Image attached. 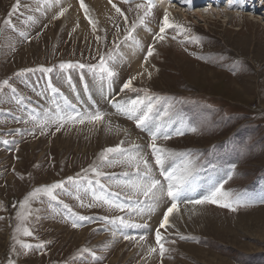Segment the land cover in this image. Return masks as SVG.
<instances>
[{"label":"rangeland","instance_id":"374dc122","mask_svg":"<svg viewBox=\"0 0 264 264\" xmlns=\"http://www.w3.org/2000/svg\"><path fill=\"white\" fill-rule=\"evenodd\" d=\"M155 1L152 16L133 32L136 43L125 40L126 29L137 18L135 5L147 0H84L87 16L81 0H48L47 4L20 0L11 17L16 0H0V83L9 81L0 89V264L9 260L15 264H264V202H260L264 200V0H233L232 4L228 0H169L176 8L168 11L171 21L187 31L167 29L162 42L154 37L165 10ZM113 4L127 17V24ZM61 8L67 11L57 17ZM7 18L11 27L3 23ZM89 19L97 22L95 33ZM185 36L193 39L185 40ZM149 46L154 52L145 60ZM109 51L117 57L110 65L117 73L114 77H102L87 67L98 64ZM68 62L85 67H59ZM44 68L52 71L44 72ZM131 77H136L132 82L136 91H121ZM157 96L161 99L155 102L148 128L128 118L124 109L133 101L147 103ZM57 107L63 114L98 110L104 116L99 123H69L59 131L55 124L42 129L38 121L26 123L30 114L43 118L46 113L54 115ZM157 124H163L170 135L167 140L158 139V146L177 154L190 153L196 161L197 186L187 199H200L223 184L225 191L254 201L237 211L217 204L179 202L178 211L170 215L171 226L160 229L169 249L164 257L159 255L155 232L171 205L167 197L151 215L129 214L99 202L82 207L76 199L77 188L85 204L92 202L91 191L84 194L85 189L103 191L121 203L134 196L116 182L125 179L124 173L134 178L135 170L99 159L105 148L122 141L123 148L139 146L137 151L166 187L150 147ZM177 128L184 134L174 135ZM183 159H170L165 168L177 167ZM90 166L111 177L101 178L107 188L95 183L94 173L83 171ZM60 181L64 189L56 190V200L41 194L30 201L27 226L33 235L16 233L24 197L37 187ZM114 192L120 195L113 197ZM81 216L89 219L81 220ZM105 216H123L147 227L112 224ZM74 222L79 226L74 228ZM14 235L33 247L16 244ZM181 235L189 238L181 239ZM140 236L145 239L139 240ZM40 242L44 247L36 248ZM154 247L157 251L149 254ZM83 248L96 256L81 254Z\"/></svg>","mask_w":264,"mask_h":264},{"label":"snow or ice","instance_id":"6c2138e0","mask_svg":"<svg viewBox=\"0 0 264 264\" xmlns=\"http://www.w3.org/2000/svg\"><path fill=\"white\" fill-rule=\"evenodd\" d=\"M111 3V0H109ZM186 3H190V0H185ZM233 0H229V3L232 4ZM45 3H48V0H45ZM20 7V0H16V3L12 6V12L9 13V17L18 10ZM81 7L84 8L85 15H88V9L87 6L84 4V0H81ZM112 7L115 9L116 13L120 16L124 17V21L127 24V17L124 15V13L121 11L119 7H117L115 4L112 5ZM155 7V4L153 0H147L146 3H138L135 5V8L137 10V18L134 20L130 27L126 29V35L125 40L132 39L135 41V37L133 36L134 30L137 28L138 25H145L147 19L152 16L153 9ZM39 7L36 9V11H39ZM67 11L66 8H61L58 16L64 15V13ZM54 17V18H57ZM29 21L35 22V18L33 16L28 17ZM5 26H12V21L10 18H7L3 21ZM89 23L92 26V30L95 33L97 31V22L95 20L89 19ZM117 27H119L117 25ZM167 29H179L182 32H186L187 29H184L183 25L173 23L170 19V14L167 10L164 12L163 21L161 26L159 27V32L154 37L155 41H164L166 39L165 33ZM0 31H3V29H0ZM21 36H24L25 33L21 32ZM175 38V37H173ZM101 38L97 37V40L99 41ZM185 40H192V37L185 36ZM136 43H139V41H135ZM183 42V41H182ZM154 52V47L149 46L147 50V56L145 57V60L149 56H152ZM117 57L114 55V51H109L107 56L101 55L99 59V63L95 65H87V67L90 68V70H98L100 75L107 76L109 78L114 77L117 73L115 72L114 68L110 65L115 64ZM61 69L65 68H73V67H85V65H78V64H72L70 62L68 63H61L59 65ZM44 72H51V68H44L42 69ZM31 71V70H28ZM151 74L149 73V76ZM136 77L129 78L124 84L121 89V91L132 89L136 91V89H133L132 82L135 80ZM9 81L4 80L2 83H0V89L3 88L4 85H8ZM51 86V85H49ZM53 91H57V89L53 88ZM15 90L13 89V92ZM143 91L147 94L148 89H143ZM160 97H152L149 98L147 103L145 101H133L130 107H127L124 109L125 113L128 115L129 119H135L136 124L138 127L148 128L150 125V122L153 120V113L154 109L156 108V103L158 102ZM19 103V101H17ZM171 109V106H169L168 109H165L164 115L168 116L169 111ZM104 114L100 111L93 112H84V113H76V114H63L59 107H57L55 114H48L46 113L43 118H39L34 114H30L28 117L27 122L36 123L39 122V125L42 129H46L50 124L57 125L56 130L59 131L61 127H63L66 124L69 123H78V124H84L85 122L88 123H99L103 120ZM19 119V118H17ZM191 131H195V128H191ZM16 131H20V129H16ZM174 135H183L184 132L182 129L177 128L174 133ZM164 139L167 140L170 138V135L168 133V129L163 124H157L154 128V130L151 131V149L152 154L155 157V165H157L160 169V175L164 178V180L167 182L166 187L164 184L161 183L160 179H156L153 175V169L152 165L149 163V161L139 152L137 151L138 147L137 145H132L130 148H123L121 145L123 144V141L121 144L116 145L115 147H108L105 148L99 156L100 161L106 162L108 164H122L127 165L130 168H133L135 171L132 174L134 178H129V173H124L125 179L119 180L116 182L117 187H120L126 191L132 192L134 196H128L127 200L129 202L121 203L118 200L110 199L107 195L104 194L103 191L97 192L95 190L85 189L84 194H88L89 191H91V203L85 204L83 199L80 195V190L77 188V195L76 199L80 201L82 207H93L97 202L102 203L104 205H107L110 209H118V210H127L129 214L135 213L136 215H151L157 208L158 204L161 202V200L164 197H167L171 201L170 207L167 208V210L163 214V218L160 221L159 228L155 232V239L156 244L158 245V251L159 255L161 257H164V255L169 251L168 248L165 247V244L163 243V236L160 231V229H166L170 225V215L178 211V203L183 202L185 204H192V205H201V204H217L219 206H222L224 208H228L232 211H237L240 207H248L250 206L254 201L248 198H245L239 194L233 195L229 191H225L223 188V184H220L219 186H215L212 188V190L207 194L201 197L200 199H187L186 197L190 196L196 189V161L191 158L190 153H181L177 154L173 151L163 148L161 146H158L157 140L158 139ZM5 144L9 143L8 140L3 141ZM110 155H113V158L110 159ZM115 157H122V159H115ZM183 157V162L177 166L172 168H165L166 161L174 158H181ZM85 173L91 172L94 173L95 183L97 185H100L101 189L107 188V185L101 184V178H107L111 179V177L106 174L103 171L98 170L95 166H90L89 169L83 170ZM231 178V177H229ZM69 182L73 181V177L67 178ZM85 179H87V176H85ZM91 182V181H90ZM58 189H64V182L60 181L57 183H53L49 186H41L35 188L33 191L28 193L22 202L19 204L20 211L17 212V219L19 220V224L16 227V233H22L25 237H31L33 235V232L31 229L27 226V221L29 220L31 216V204L30 201H33L37 199L41 194L44 196H47L51 200H56V190ZM113 197H118L120 193L114 192L111 194ZM143 197L144 199L141 200L139 197ZM134 200V203L131 201ZM264 202V200L260 201ZM61 203H63L61 201ZM65 207H68V205H65ZM81 220H87L89 219L86 216H81ZM105 221H108L109 223L116 224L117 222L124 226H132V227H147V224H134L131 223L128 219H125L123 216H113L109 218L108 216L103 217ZM72 226L78 227L79 225L77 223H73ZM115 235V233H113ZM181 239H188L189 237H185L183 235L180 236ZM12 239L15 241L16 244L21 245L24 249H31L33 247L32 244L25 243L22 239L17 238V236H13ZM125 240L135 239V237L130 236H124ZM145 239L144 236H140L139 240L143 241ZM175 243V241H173ZM36 248H42L44 247V242L38 243ZM15 250V248L13 249ZM157 248H150L149 254L156 252ZM82 253H90L92 257L96 256L95 251L89 249V248H83L81 250ZM8 264H15L14 260H9Z\"/></svg>","mask_w":264,"mask_h":264},{"label":"bare ground","instance_id":"6f19581e","mask_svg":"<svg viewBox=\"0 0 264 264\" xmlns=\"http://www.w3.org/2000/svg\"><path fill=\"white\" fill-rule=\"evenodd\" d=\"M159 3V6L164 9V10H167V11H172V10H176V8H172V4L169 2V0H159L158 1ZM214 7V6H213ZM199 14H201V12H198ZM226 15H230L228 12H226ZM93 17V16H92ZM72 19V18H71ZM231 20V19H230ZM259 26V25H258ZM239 30V29H237ZM135 52V51H133ZM134 55L133 56H136V53H133ZM132 57V55H130ZM134 60H139L138 58L137 59H134ZM138 71H141V68L137 67ZM140 75V74H139ZM142 75V74H141ZM143 77V76H142ZM210 77V76H209ZM214 85V84H213ZM228 85V83H227ZM205 86V85H204ZM216 86V85H215ZM218 86V85H217ZM219 87V86H218ZM214 89V88H213ZM225 89V88H224ZM217 90V89H216ZM221 90V88H220ZM228 92V91H227ZM224 94V93H223ZM236 95V94H235ZM234 96V95H232ZM235 98V97H234ZM116 100V99H115ZM10 227V226H9Z\"/></svg>","mask_w":264,"mask_h":264},{"label":"trees","instance_id":"16d2710c","mask_svg":"<svg viewBox=\"0 0 264 264\" xmlns=\"http://www.w3.org/2000/svg\"><path fill=\"white\" fill-rule=\"evenodd\" d=\"M189 101V100H188Z\"/></svg>","mask_w":264,"mask_h":264}]
</instances>
